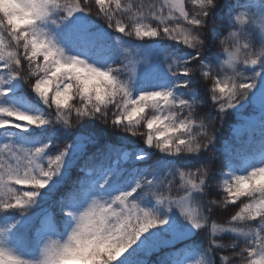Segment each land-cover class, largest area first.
I'll return each instance as SVG.
<instances>
[{
	"label": "snow or ice",
	"instance_id": "1",
	"mask_svg": "<svg viewBox=\"0 0 264 264\" xmlns=\"http://www.w3.org/2000/svg\"><path fill=\"white\" fill-rule=\"evenodd\" d=\"M0 264H264V0H0Z\"/></svg>",
	"mask_w": 264,
	"mask_h": 264
},
{
	"label": "trees",
	"instance_id": "2",
	"mask_svg": "<svg viewBox=\"0 0 264 264\" xmlns=\"http://www.w3.org/2000/svg\"><path fill=\"white\" fill-rule=\"evenodd\" d=\"M237 0H218V3L221 5V8H226L229 4L236 3ZM226 34V33H225ZM210 110L209 103L207 100H205V103L199 108L198 115H203L204 113L208 112ZM250 111V108L245 109V111L242 113L243 115H248ZM232 115L230 114L227 116L223 122L222 126H218V139H217V148H223L226 144L230 145L234 149H242L247 146V142L249 140V137L247 135H243L240 137H236L233 133V130L237 128L240 125V118L241 116ZM100 129H104L108 135L105 137L109 142L118 144L119 141L117 139L118 136H124L125 133L122 132H116L111 128H105L104 125L96 123L95 125L88 123L84 126H81L79 124H75L73 131L83 134H89V133H96L99 132ZM133 139L135 142V145L142 146V142L139 138H130ZM71 142V141H69ZM129 149L133 147V145H127ZM94 150V149H90ZM81 164H83V161H81ZM77 174V170L73 169V176ZM58 199V193L53 194L51 199H49L47 202H44L41 204L39 208L35 209V212L37 214H41L45 211H55L54 202ZM232 211V209H229V213ZM229 213H219L215 218L222 219L223 217L227 216ZM223 243H230L229 238H225ZM228 254V253H224Z\"/></svg>",
	"mask_w": 264,
	"mask_h": 264
},
{
	"label": "rangeland",
	"instance_id": "3",
	"mask_svg": "<svg viewBox=\"0 0 264 264\" xmlns=\"http://www.w3.org/2000/svg\"><path fill=\"white\" fill-rule=\"evenodd\" d=\"M251 113H252V109L250 108V111H249V114H248V115H250ZM242 115H243V114H242ZM248 115H243V116L239 117L240 120H241L240 125L243 123V117H247ZM240 125H239L238 127H240ZM238 127H237V128H238Z\"/></svg>",
	"mask_w": 264,
	"mask_h": 264
}]
</instances>
